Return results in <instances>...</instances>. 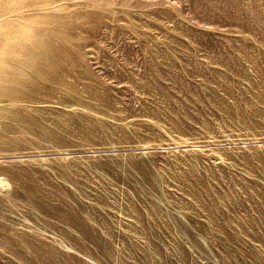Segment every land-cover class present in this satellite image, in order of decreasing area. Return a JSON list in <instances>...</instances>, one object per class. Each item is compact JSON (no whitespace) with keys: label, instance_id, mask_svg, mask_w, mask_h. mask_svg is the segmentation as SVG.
Instances as JSON below:
<instances>
[{"label":"rangeland","instance_id":"374dc122","mask_svg":"<svg viewBox=\"0 0 264 264\" xmlns=\"http://www.w3.org/2000/svg\"><path fill=\"white\" fill-rule=\"evenodd\" d=\"M35 41L103 99L0 114V264H264V0H0V68Z\"/></svg>","mask_w":264,"mask_h":264},{"label":"bare ground","instance_id":"6f19581e","mask_svg":"<svg viewBox=\"0 0 264 264\" xmlns=\"http://www.w3.org/2000/svg\"><path fill=\"white\" fill-rule=\"evenodd\" d=\"M55 5H57V4H55ZM52 9H53V7H52ZM65 11H67V10H65ZM75 12H76V10H75ZM62 16L64 17V15H62ZM62 18H61V20H62ZM64 19H66V18H64ZM76 19H77V16H76ZM67 20H69V19H67ZM52 21H53V19H52ZM52 21H50V22H52ZM57 22L55 20V23H57ZM78 22H80L79 19H78ZM63 23H65V22H63ZM48 24H50V23H48ZM73 24H75V23H73ZM56 26H57V24H56ZM47 27L45 29H47ZM61 27H62V25H61ZM42 28L43 29H41V30H44V27H42ZM47 30L50 31L49 29H47ZM41 33H42V31H41ZM56 33H58V32H56ZM62 46H63V44H62ZM67 47H69V46H67ZM71 49H73V48H71ZM22 51L23 52H21V54L18 56V58H15L12 60V64H11L12 68H9V67H8L9 69L8 68H4V69L0 68V114H1V117H4L6 119L4 121L1 120L2 122H4L1 124V126H2L1 128L4 130L3 133L5 131H7L11 135H17L18 133L26 132V131L27 132L40 133V134H46L49 138H51L52 142L58 143L57 142L58 139L56 140L54 137L53 130L51 128L47 127L45 125L46 123L44 124L42 122L41 118L32 112L33 110L30 113V108L34 107L37 104H41V103L43 106V103H48L55 98L58 99L60 101V103H66L70 106H72V105H81V106L84 105V107L90 108V106H89L90 103L86 101V98L87 99H89V98L90 99H93V98L101 99L102 98L101 93L97 90V85H99V83L97 82L94 84V81H93L94 74L92 72H89V71H81L79 69L78 65H75L74 61H72L70 54L65 53V52H61V51H59V52L50 51L47 48V45L44 44L43 41H41V42H39V41L28 42L23 46ZM66 62L68 64H66ZM263 103H264V101H263ZM66 104H65V106H66ZM42 106H39V108ZM47 106H49V104ZM251 111H252V109H251ZM262 115L264 116V109L262 110ZM1 117H0V119H1ZM67 121H69V120H67ZM64 122H66V121H64ZM61 129H62V127H61ZM55 131H56V129L54 130V132ZM56 132H55V134H56ZM69 132H71V131H69ZM1 134H2V132H0V147H2V146H16L17 145L15 143V140L12 139V140L7 141L8 139ZM4 137L6 139H4ZM58 141H60V139ZM29 142H32V140H30ZM32 143H34V141ZM22 144H24V143H22ZM24 147H26V146H24ZM33 198H34V195H33ZM68 209H70V208L68 207Z\"/></svg>","mask_w":264,"mask_h":264}]
</instances>
